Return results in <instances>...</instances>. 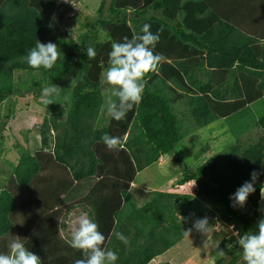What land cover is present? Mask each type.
I'll use <instances>...</instances> for the list:
<instances>
[{"label":"trees","instance_id":"1","mask_svg":"<svg viewBox=\"0 0 264 264\" xmlns=\"http://www.w3.org/2000/svg\"><path fill=\"white\" fill-rule=\"evenodd\" d=\"M57 1L0 0V103L23 95L26 85L15 78V73L22 72L37 89L33 99L46 106L37 130L39 145L33 153L26 144L18 146L17 164L11 165L12 175L0 190V252H7L10 240L19 239L40 256L42 264H73L82 258V252L69 246V238L60 240L57 219L80 205L104 234L101 246L117 253L115 264H147L174 246L189 222L201 215L193 194L222 207L233 218L238 234L254 229L264 179V114L254 120L256 134L251 140H241L245 125L237 135L228 127L231 143L195 168L183 165L175 184L152 192L141 206L134 203L129 191L136 174L161 156H170V166L171 161L178 162L180 150L175 148L192 131L217 120L229 123L232 115L264 101V46L257 44L264 39V0H100L96 18L84 17L87 31L80 44H64L66 60L58 61L49 74L50 84L58 86L57 94L53 102L45 104L40 82L31 75L45 74L48 69L31 68L21 56L37 39L44 42ZM132 15L133 27L128 30L124 23ZM141 22L158 33L155 49L170 51L171 61L159 62L156 74H146L150 81L144 83L140 101L120 120L109 116L107 125L98 127L107 84L87 71L91 57L85 51L92 32L100 26L107 29V39H130L139 32ZM252 28L257 31L248 32ZM111 43L107 42L108 52ZM67 85L71 87L68 100L65 92H59ZM179 95L188 108L186 123L173 112L172 104ZM62 102L66 104L64 118L58 109ZM10 113L9 109L0 121V144ZM105 133L120 137L122 147L108 150L100 142ZM203 151L195 152L193 159ZM50 166L61 173L41 176L40 170ZM252 171L258 173L255 191L243 206L248 212L239 213L243 207L230 206L229 195ZM30 184L36 185L35 194L25 207L33 214L37 210V219L27 223L29 215L23 206L18 208L16 194ZM68 199L71 202L66 203ZM117 232L127 238L126 244L117 239ZM227 255L214 264H237L241 259L236 244Z\"/></svg>","mask_w":264,"mask_h":264},{"label":"rangeland","instance_id":"2","mask_svg":"<svg viewBox=\"0 0 264 264\" xmlns=\"http://www.w3.org/2000/svg\"><path fill=\"white\" fill-rule=\"evenodd\" d=\"M99 1L100 0L57 1L58 6L55 9L54 14L51 16V26L49 27V32L44 37V42L51 41L57 45L59 58L55 64L58 61L66 60L64 59V52L66 51H64V44L67 42L77 46L80 44L87 31V28L84 25V17H90L91 21L96 18L95 10L97 9ZM106 2H109V0H106ZM129 18L130 19L126 20L124 23L128 30L133 27L131 19L134 17L132 15ZM261 18L264 19V16L262 15ZM140 25L142 26L143 22H141ZM105 30L107 31L104 27L97 26V30L92 32L90 47L95 50V56L87 60L89 64V68L87 69L88 73L95 76L96 80L101 84L103 79L102 75L108 67L107 42L111 43L113 41H121V39L116 40L112 37L107 39V34L104 33ZM154 52L160 54V62H164V60L171 61L172 56L169 55L172 53L170 51L163 50L162 48L160 50L154 49ZM55 64L51 69H48L45 74H42L41 72H33L31 75V77L34 78L33 80L40 82V90L42 87L51 85L49 82V74L53 70ZM156 73L157 71L155 74ZM226 77L227 76H222V78ZM15 78H17L18 82L25 83L24 85H26V87L22 89V96L16 97L9 102L4 101L0 103V121L5 120V115L9 114V109L11 110L10 116L6 120V127L3 132L4 138L0 144V190L5 188L8 179L12 175L11 165L15 166L17 164L20 152L18 146L26 144L28 151L33 153L34 147L39 145L40 138L37 130L46 115V106L41 105L40 102L36 101L39 99L35 100L32 97V93H36L37 89L34 90V88L28 84V75L19 72V74L15 73ZM149 81L150 77L145 78V83ZM70 84L72 85L73 83L71 82ZM61 91L65 92V98L68 100L71 87L67 85L63 89L60 88L59 92ZM102 93L105 97V103L96 122L98 127L107 125V120L109 118V115L106 112L107 105L116 99V97L111 93L109 85L104 87ZM177 93L180 92L177 91L175 94L177 95ZM178 97L179 99L174 101L172 104L173 112L179 120L184 119V123H186L185 120L190 118L188 108L186 106L185 99L180 97V95ZM172 98H174V96ZM65 108L66 104L63 102L58 106V109L61 110L59 114L62 118H64ZM263 114L264 101L261 99L253 103L249 109L247 108L241 113L232 115V119L230 118L231 120L229 122L230 124L227 120H225L226 122L224 123L221 122L222 120H217L208 124L207 127L197 130L195 129L189 134V136L186 137V139H184L183 142L177 144L175 151L180 150L178 162L171 161L172 164L170 166V157L167 159H165V157L159 158L157 161L159 165L151 164L136 174L129 191L131 198L137 204H143L150 198L151 194H153L152 192L165 191L168 189L171 185H168V180L172 177V183L174 184L181 177V167H183V165L195 168L202 164L207 158L216 154V152L220 151L222 148H225V146L232 141V136L229 134L228 130V127L230 126L231 131L237 135L245 125V129H243V133H241L240 136L241 140H251V138H253L256 134V129L254 130V128H252L254 120L258 119ZM216 139L219 142L215 145L214 141ZM202 148L204 150L203 153L198 154L199 156L197 157V160L193 159L195 158V152H198ZM40 172L41 176L44 177L45 175L55 176L61 173V171L56 169L55 166L47 167L45 171L40 170ZM35 188L36 185L30 184L25 188H19L17 190L18 193L16 194L17 203H19L18 208L22 209L23 206V211L29 215L26 216L27 223L37 219V217H35L37 210L33 214V211L31 212L32 209L25 207L27 203L33 202L32 198H34ZM79 188L81 187H78L77 189ZM74 193L77 194V191ZM261 193L264 194V179ZM193 198L196 201L195 205L200 208L201 211V215L198 217L206 216L208 218V226L211 227L210 231L208 234L199 233L197 231H189V234L186 232L179 240L181 243L171 249L166 256L156 259L155 262L153 261L151 264H160L161 260H168L172 264H214L216 259L221 255L226 254V256H228L227 250L235 244L234 232L238 234V231L234 227L233 218L228 217L223 211L224 209L214 201L198 197L195 194H193ZM67 202H71L70 199H68L66 203ZM63 204L64 202L61 203V205ZM76 206L77 209H74L73 217H78L82 213L80 205ZM82 207L85 211L86 208L84 206ZM261 208H264V200H260L259 219L261 215L264 214L260 210ZM40 211H42L41 208ZM238 212H248V207L239 208ZM67 214L64 213V220H66L65 217ZM17 217L19 218L18 221L21 220L20 225L23 226L25 223L19 213L17 214ZM192 221L193 220L189 222L188 226L191 227ZM65 223V221L59 222V226L57 227L56 233L61 241H66L68 238L70 239L71 234L74 231V229L67 230V227L74 225V223H66L67 226ZM190 227H186V231H188ZM237 264H245V262L241 258Z\"/></svg>","mask_w":264,"mask_h":264},{"label":"clouds","instance_id":"3","mask_svg":"<svg viewBox=\"0 0 264 264\" xmlns=\"http://www.w3.org/2000/svg\"><path fill=\"white\" fill-rule=\"evenodd\" d=\"M151 25L144 23L139 32L130 39L123 37L121 41H113L108 52V67L103 73L104 83L110 86L111 93L116 97L106 108L107 114L114 120H120L127 110L137 104L144 90L145 76L149 72H155L161 60L159 53L154 52L159 41L158 33L150 31ZM88 57L95 56L92 47L86 49ZM59 58L57 45L51 41L41 42L37 39L32 47L22 54L21 59L31 68L51 69ZM56 84L42 87L41 100L45 104L53 102L57 94ZM108 150L122 147L120 137L107 133L100 137ZM258 173L252 171L249 179L242 182L233 193L229 195L230 206L243 207L247 198L255 191V183ZM261 200L264 194L261 193ZM264 213V208L260 209ZM76 227L71 234L69 246L79 249L82 258L75 259L73 264H115L117 253L111 249L105 250L101 245L105 240L104 234L98 230L94 218L87 213H81L76 218ZM206 216L195 218L188 231L206 233L210 231ZM117 239L125 244L127 238L117 232ZM235 244L239 249L245 264H264V214L254 225V229H248L243 234L234 232ZM0 264H42L40 256L27 249L19 239L10 240L7 244V252H0Z\"/></svg>","mask_w":264,"mask_h":264},{"label":"crops","instance_id":"4","mask_svg":"<svg viewBox=\"0 0 264 264\" xmlns=\"http://www.w3.org/2000/svg\"><path fill=\"white\" fill-rule=\"evenodd\" d=\"M264 24V23H263ZM263 24L261 25V26H263ZM241 28H243V27H241ZM244 29V28H243ZM260 29V28H259ZM261 30V29H260ZM255 31H257V29L255 28V29H248V32H255ZM253 34H255V33H253ZM253 36H256V34L255 35H253ZM256 37H258V36H256ZM259 38H261V36L259 37ZM257 44L259 45V46H264V39L263 40H260L259 42H257ZM222 123H224V122H222ZM214 130H216V129H214ZM216 142L218 143L219 141L216 139ZM165 157V159H167V158H169L170 156H168V155H163V156H161L160 158H164ZM170 159V158H169ZM156 165L158 164L159 165V163L158 162H156L155 163ZM166 165V164H165ZM173 179V177L172 178H170L169 180H168V185L169 184H171L170 186H169V188L173 185V183H172V180ZM176 183V182H175ZM174 183V184H175ZM131 186H132V183H131ZM131 186H130V188H131ZM167 190V189H166ZM135 204H137L136 202H134ZM142 205V204H141ZM141 205H139V204H137V206H141ZM80 208H82L81 209V212L82 213H86L85 211H84V209H83V207H80ZM74 209H77V206H74V208H71V209H69L68 211H67V216L65 217V219L66 220H64V216L65 215H62V216H60L58 219H57V222H62V221H65L67 224L68 223H74V225H71V226H68L67 227V230L68 229H70V230H73V229H75V227H76V223H75V221H76V218L77 217H73V211H74ZM81 212H79V213H81ZM71 217V218H70ZM65 223V224H66ZM67 224H66V226H67ZM64 225V224H63ZM66 236V235H65ZM67 238V237H66ZM179 243H181L180 241L179 242H177L174 246H172L170 249H168V250H166L165 252H163L162 254H159V255H157V256H155L151 261H149L148 263L149 264H151L153 261L155 262V260L156 259H159L160 257H164V256H166V254L168 253V252H170V250L171 249H173V248H175V246L177 245V244H179ZM193 250H196V249H193ZM195 252V251H194ZM168 261V260H167ZM162 262H164V261H160V263H162ZM169 262V261H168ZM147 263V264H148ZM172 264V263H171Z\"/></svg>","mask_w":264,"mask_h":264}]
</instances>
